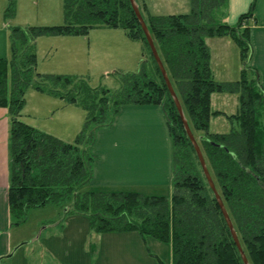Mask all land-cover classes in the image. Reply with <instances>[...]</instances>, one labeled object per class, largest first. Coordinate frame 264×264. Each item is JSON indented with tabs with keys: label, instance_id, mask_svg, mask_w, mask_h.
I'll return each instance as SVG.
<instances>
[{
	"label": "trees",
	"instance_id": "1",
	"mask_svg": "<svg viewBox=\"0 0 264 264\" xmlns=\"http://www.w3.org/2000/svg\"><path fill=\"white\" fill-rule=\"evenodd\" d=\"M17 1L8 0L7 18L15 16ZM136 1L193 133L202 132L198 143L249 263L264 264V92L249 66V31L243 27L255 2L229 25L223 20L227 0H191L190 12L167 15H153L145 0ZM63 13L62 25L13 27L12 58H0V107L11 116V225L24 222L31 208L54 204L62 215H87L94 232L135 230L169 242L172 264H244L131 1L63 0ZM96 28L124 29L129 39L142 43L141 68L122 72L117 89L93 87L89 75L36 72L38 38L86 36ZM224 35L236 41L245 62L236 81H217L211 68L206 39ZM30 88L86 112L74 143L22 120ZM215 91L240 95L227 133L209 129L218 112L211 106ZM146 103L160 104L167 118L172 195L94 187L97 131L110 127L123 105Z\"/></svg>",
	"mask_w": 264,
	"mask_h": 264
},
{
	"label": "rangeland",
	"instance_id": "2",
	"mask_svg": "<svg viewBox=\"0 0 264 264\" xmlns=\"http://www.w3.org/2000/svg\"><path fill=\"white\" fill-rule=\"evenodd\" d=\"M145 2L153 15L188 13L192 8L190 0ZM7 7L8 0H0V58H12L10 35L13 27L26 29L65 23L63 0H18L16 14L9 18L5 15ZM210 42L215 79H240L241 72L237 71V67H244L245 62L239 45L235 43L231 47L226 46L229 51L227 63L230 68L234 66V73L223 76L216 61L218 55L223 58L225 44L219 39ZM36 49V72L89 75L93 87L104 85L117 89L120 74L138 71L143 63L142 43L129 39L124 29L96 28L86 36H41L36 41ZM26 98L23 121L66 142H75L86 118L83 109L33 88L29 89ZM211 106L218 112L211 118L210 131L229 132L232 128L231 116L237 114L240 107V95L215 91L212 93ZM194 133L199 140L202 132L195 130ZM62 211L54 204L34 207L28 210L24 222L11 225L9 235L16 242L19 240L20 243H28H24L10 260L19 264L24 262L23 252L26 247H45L60 251V264H171L169 242L153 236L145 237L135 230L94 232L87 215H62ZM45 262L49 260L45 259Z\"/></svg>",
	"mask_w": 264,
	"mask_h": 264
},
{
	"label": "crops",
	"instance_id": "3",
	"mask_svg": "<svg viewBox=\"0 0 264 264\" xmlns=\"http://www.w3.org/2000/svg\"><path fill=\"white\" fill-rule=\"evenodd\" d=\"M253 2V16L243 27H247L249 31V66L255 70L259 86L264 92V0H227L223 20L229 25H236L240 16L250 10ZM211 39H219L225 44L223 58L217 54L216 65L220 74L229 76L234 73V66H228L229 51L226 46L231 47L236 41L230 35L208 37L206 42L209 48ZM211 68L214 74L212 60ZM242 69L243 67H237L238 72H242ZM10 129L11 116L8 109L0 107V264H16L10 259L24 243H28H20L19 240L16 242L9 235ZM92 150L96 155L92 181L94 187L108 190L130 189L147 195H172L173 140L160 104L123 105L113 124L97 131ZM58 252L60 251L53 248L26 247L23 252L24 262L19 264H60ZM45 259L49 262L44 263Z\"/></svg>",
	"mask_w": 264,
	"mask_h": 264
},
{
	"label": "water",
	"instance_id": "4",
	"mask_svg": "<svg viewBox=\"0 0 264 264\" xmlns=\"http://www.w3.org/2000/svg\"><path fill=\"white\" fill-rule=\"evenodd\" d=\"M130 1H131L132 7H133V9H134L139 21L141 23V26L143 28V31H144L145 35H146V38H147V41H148V43L150 45L152 53H153L158 65H159V67L161 69V72H162L163 77H164V79L166 81L168 89H169V91H170V93H171V95H172V97H173V99L175 101V104H176V106L178 108V111H179L180 117H181V119L183 121L185 130H186V132H187L192 144L194 145V148H195L196 153L198 155V158H199L200 164L202 166L203 172H204V174H205V176L207 178V181H208L210 187L212 188V190H213V192H214V194L216 196V199L219 202V205L221 207L223 215H224L225 219L227 220L229 229H230L231 234H232V236H233V238H234V240L236 242V245H237V247H238V249H239V251L241 253V256L243 258L244 264H250L246 254L244 252L242 244L240 242V239H239L238 233H237V231L235 229V226L233 224V221H232V219L230 217V214H229V212H228V210H227V208H226V206H225V204H224V202L222 200V197H221V195H220V193H219V191H218V189L216 187V184H215L214 179H213V177L211 175V172H210V170L208 168L205 156H204L203 151H202V149H201V147H200V145L198 143V140L196 139V137H195L190 125H189V122H188V119H187V117L185 115V112H184L183 106L181 104V101H180V99H179V97L177 95V92H176V90H175V88H174V86H173V84L171 82V79L169 77L167 69H166V67H165V65L163 63V60H162L159 52H158V49H157V46L155 44L154 38H153L149 28H148V25H147L144 17H143V14H142V12H141V10L139 8V5L137 4L136 0H130Z\"/></svg>",
	"mask_w": 264,
	"mask_h": 264
}]
</instances>
